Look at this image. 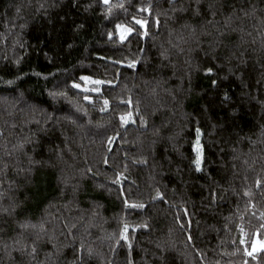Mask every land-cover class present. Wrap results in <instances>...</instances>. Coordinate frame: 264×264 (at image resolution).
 <instances>
[{
	"label": "trees",
	"instance_id": "trees-1",
	"mask_svg": "<svg viewBox=\"0 0 264 264\" xmlns=\"http://www.w3.org/2000/svg\"><path fill=\"white\" fill-rule=\"evenodd\" d=\"M257 242L264 0H0V264H264Z\"/></svg>",
	"mask_w": 264,
	"mask_h": 264
},
{
	"label": "snow or ice",
	"instance_id": "snow-or-ice-1",
	"mask_svg": "<svg viewBox=\"0 0 264 264\" xmlns=\"http://www.w3.org/2000/svg\"><path fill=\"white\" fill-rule=\"evenodd\" d=\"M103 2H104L105 4H109V0H103ZM173 3H175V0H173ZM199 3H200V0H196V4H197V6H199ZM120 6L122 7V5H120ZM110 10H111V9L109 8V11H110ZM142 10H143V9H142ZM181 10H182V9H181ZM196 12H197V14H199V7H197ZM157 23H158V21H157ZM136 24H139V25H141V27H143V23H142L141 20H136ZM117 27L121 29V40L125 39V38H126V35H127V34H131V32L133 31V29H132L131 27H127V28H125V27H123L122 25H117ZM221 35H223V33H221ZM128 66H129V67H135L134 64H129ZM208 73H209V74H212V69H211V68L208 69ZM80 79L83 80V81H85L86 83H91V84H93V85H97V86H99V85L105 83V82L102 81V80H92V79H90L88 76H83V77H81ZM72 87H73V88H76V89H80V90L83 91V92H89V91L99 92V91H100L99 87H95V88H92V89H89V88H81V85L78 84V83H74V84L72 85ZM53 95H55V94L53 93ZM84 98H85V99H89L88 96H85ZM224 99L227 100L228 97L225 96ZM90 102H91V101H90ZM103 103H104V108H102L101 111H104L105 108L108 106V100H104ZM128 103H131V101H128ZM131 117H132V113L129 112V113H127L126 115H122V116L120 117V120H121V122H123L124 124H128L129 121H130V119H131ZM131 122H132V123H135L136 121H135V120H131ZM141 123L146 124V121H144V120L141 118ZM200 136H201L200 130L197 129V130H196V144H197L198 146L200 145ZM141 162L143 163L144 161H141ZM193 162H194V164H195V170H196V171H203L202 165L204 164V159H203L202 149H201L200 147H197L196 158H195V160H194ZM105 163H107V161H105ZM113 183H119V181H113ZM260 184H261V182H260L259 180H257V181H256V185H257V187H260ZM244 195H246V196H250V193H249L248 191H246V192L244 193ZM157 198L163 200V197L161 196V194H160L159 192H157ZM131 207H137V205H131ZM138 207L143 208L144 205H143V204H140V205H138ZM42 230H43V229H42ZM127 231H128V228H127V225H125V227H124V232L127 233ZM241 231L243 232V229H241ZM123 239H124L125 241H127V239H128L127 235H125V236L123 237ZM189 239H190V237H189ZM240 243H244V241L241 240ZM127 246H128L129 249H131V247H132V245H131L130 243H129ZM22 251H26V250H22ZM244 251L246 252L247 255L252 256L253 259H255V256L253 255V253L257 252L258 249H257L256 245L253 244V245L251 246V251H249L248 248H245ZM259 251H264V243H260ZM35 253H36V248H35V247H32L31 252L29 253V255H33V256H34ZM91 254H92V250H91V249H88V255H91ZM81 255H83V248H81ZM129 264H132V262L130 261Z\"/></svg>",
	"mask_w": 264,
	"mask_h": 264
},
{
	"label": "rangeland",
	"instance_id": "rangeland-1",
	"mask_svg": "<svg viewBox=\"0 0 264 264\" xmlns=\"http://www.w3.org/2000/svg\"><path fill=\"white\" fill-rule=\"evenodd\" d=\"M129 34H127L126 35V38H127V36H128ZM120 38H121V29H120ZM125 38V39H126ZM125 39H123V40H125ZM87 84V87L90 89L91 88V86H92V84L91 83H86ZM197 147H199V146H197ZM256 246H257V249L260 247V242H257L256 243Z\"/></svg>",
	"mask_w": 264,
	"mask_h": 264
}]
</instances>
